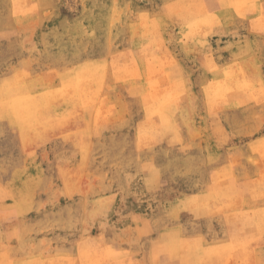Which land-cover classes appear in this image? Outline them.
Instances as JSON below:
<instances>
[{
	"label": "rangeland",
	"instance_id": "rangeland-1",
	"mask_svg": "<svg viewBox=\"0 0 264 264\" xmlns=\"http://www.w3.org/2000/svg\"><path fill=\"white\" fill-rule=\"evenodd\" d=\"M0 264H264V0H0Z\"/></svg>",
	"mask_w": 264,
	"mask_h": 264
},
{
	"label": "bare ground",
	"instance_id": "bare-ground-1",
	"mask_svg": "<svg viewBox=\"0 0 264 264\" xmlns=\"http://www.w3.org/2000/svg\"><path fill=\"white\" fill-rule=\"evenodd\" d=\"M133 75V74H132ZM146 79V78H145ZM223 94V93H222Z\"/></svg>",
	"mask_w": 264,
	"mask_h": 264
}]
</instances>
